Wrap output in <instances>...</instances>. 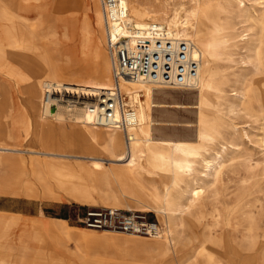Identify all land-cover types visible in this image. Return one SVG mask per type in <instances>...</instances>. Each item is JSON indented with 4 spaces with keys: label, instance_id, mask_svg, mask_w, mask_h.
Returning a JSON list of instances; mask_svg holds the SVG:
<instances>
[{
    "label": "bare ground",
    "instance_id": "6f19581e",
    "mask_svg": "<svg viewBox=\"0 0 264 264\" xmlns=\"http://www.w3.org/2000/svg\"><path fill=\"white\" fill-rule=\"evenodd\" d=\"M122 1L132 24L163 25L198 59L186 87L119 81L136 118L126 134L87 111L113 86L100 0H0V196L96 194L132 211L113 187H134L135 210L160 224L155 259L81 248L121 231L0 209V264H264V0Z\"/></svg>",
    "mask_w": 264,
    "mask_h": 264
},
{
    "label": "built area",
    "instance_id": "2783aa9c",
    "mask_svg": "<svg viewBox=\"0 0 264 264\" xmlns=\"http://www.w3.org/2000/svg\"><path fill=\"white\" fill-rule=\"evenodd\" d=\"M100 3L113 86L101 90L87 111L94 125L112 126L126 134L136 125V118L133 108L125 102L119 81L126 78L161 86L186 87V79L196 74L198 59L189 58L188 40L167 34L163 25L149 22L136 27L132 24L122 0H100ZM76 222L94 230L146 236L159 231L158 223L149 222L144 214L112 208H87L77 215Z\"/></svg>",
    "mask_w": 264,
    "mask_h": 264
},
{
    "label": "rangeland",
    "instance_id": "374dc122",
    "mask_svg": "<svg viewBox=\"0 0 264 264\" xmlns=\"http://www.w3.org/2000/svg\"><path fill=\"white\" fill-rule=\"evenodd\" d=\"M59 44L62 46L63 41L60 40ZM181 111L178 113V116L181 117L182 119H186L189 121H192L194 119V114L192 112L193 109L192 110L190 109L188 111H182V112ZM238 120L239 119H236V123L240 122L239 125H242V122L244 120L242 119H240L239 121ZM244 125L245 124H243V126ZM105 165L112 166L109 162H106V161H105ZM142 181L144 185L146 186L148 183H154V185H158L157 181L155 180L152 181L146 174H143ZM100 189L103 191L105 190L104 188H100ZM128 190L130 191L133 190V191L130 192V194H128L129 197H124L119 191V188L117 186L113 187V191L115 192V195L122 202L127 203L131 207V209H133L132 211L138 212L139 214H144L146 216V219L149 222L158 223L159 229H160L159 221L153 212L135 210L137 208L135 207L136 205L135 199L142 198L139 195L142 192L134 187H131V188L129 187ZM93 196L95 197V203L93 204V206L68 202L65 207L60 206L54 214L55 215L57 214L58 216L66 215L68 225L77 227L79 229H83L84 227L76 222L77 215H80L87 208L89 209L109 208V206H106V204L101 200L99 196H97L96 194H93ZM28 202H35L38 205L40 203L43 204L45 202H53V201H48V200L45 201L42 199L28 200L25 198H13L9 196H0V207L1 206L6 207L8 210L18 209L20 207L28 208V206L26 205ZM115 209H119L120 211H124V212L128 211L126 208H121V207H118ZM97 231L99 232H97L96 234L99 236L101 234L100 232L101 230H97ZM17 233H18V230H14V232L11 234V239H15L17 236ZM123 233H125V235H121V236L108 235L104 237H97L91 240L86 246L84 245L81 248L87 254L90 252L108 253V254H111L113 257H115V259L124 260V261H128V260L130 261V260H134L140 257H145L151 260L155 259V252L148 246L149 240L151 239L150 236L141 235V238H133L132 236L126 235V232H123ZM133 239H137V240H133ZM49 248L54 249L57 255L63 256L66 259H71L70 256H68L67 254H62L61 251H59L55 246L51 245L49 246ZM0 255H3L2 251H0Z\"/></svg>",
    "mask_w": 264,
    "mask_h": 264
},
{
    "label": "crops",
    "instance_id": "0c3cea01",
    "mask_svg": "<svg viewBox=\"0 0 264 264\" xmlns=\"http://www.w3.org/2000/svg\"><path fill=\"white\" fill-rule=\"evenodd\" d=\"M68 202L66 201H60V202H45V203H40L36 204L35 202H28L26 207H20L18 209H10L8 210L6 207L1 206L0 209L10 211V212H18L21 214H26L31 217H38L39 212L41 211L42 214L46 217H56V218H62L67 222V217L66 215L63 216H58L57 214L55 215L54 213L57 211V209L60 206L65 207Z\"/></svg>",
    "mask_w": 264,
    "mask_h": 264
}]
</instances>
